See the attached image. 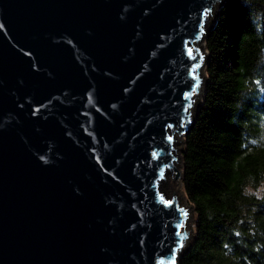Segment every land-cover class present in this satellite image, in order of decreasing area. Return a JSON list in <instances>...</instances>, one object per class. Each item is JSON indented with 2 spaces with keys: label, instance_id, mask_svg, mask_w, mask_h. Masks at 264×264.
Masks as SVG:
<instances>
[{
  "label": "water",
  "instance_id": "obj_1",
  "mask_svg": "<svg viewBox=\"0 0 264 264\" xmlns=\"http://www.w3.org/2000/svg\"><path fill=\"white\" fill-rule=\"evenodd\" d=\"M225 1L0 0V264H178L161 186Z\"/></svg>",
  "mask_w": 264,
  "mask_h": 264
},
{
  "label": "trees",
  "instance_id": "obj_2",
  "mask_svg": "<svg viewBox=\"0 0 264 264\" xmlns=\"http://www.w3.org/2000/svg\"><path fill=\"white\" fill-rule=\"evenodd\" d=\"M204 45L205 94L181 152L194 236L178 264H264V0H226Z\"/></svg>",
  "mask_w": 264,
  "mask_h": 264
},
{
  "label": "rangeland",
  "instance_id": "obj_3",
  "mask_svg": "<svg viewBox=\"0 0 264 264\" xmlns=\"http://www.w3.org/2000/svg\"><path fill=\"white\" fill-rule=\"evenodd\" d=\"M217 10H218V4L213 7V9L211 10V15L208 16L207 21H205V30H206V32H209L211 30V28L213 26V23H214V20L216 18ZM204 41H205V39H204ZM206 64H207V58L205 57L204 58V63H203V66H202V71H201V76L203 78V83L200 85L201 96H202V93H203L204 85H205V83L207 81V77H206V73H205ZM201 96H200L199 102L201 100ZM195 113H196V105H195V101H193L192 114H195ZM183 146H184V140H183V143H180L179 141L175 142V148L177 149L176 150V154L179 157H181V152L183 150ZM180 170H181V168H180ZM173 187H174V184L172 183L171 177H169L167 182L162 184L161 189H162V192L165 193L168 198H170L171 189ZM181 192H182V194H181L182 196L176 194V196L178 198L179 205L182 208H188V209L191 210L190 212H188L189 213V217H188L189 223L187 224L188 226H187V228L185 227L186 230L190 229L189 234H190L191 238H190V241H189V243L187 245V247H188V246H190V244H191V242L193 240V236H194V219L195 218H194L193 208L188 204V202H187V200L185 198L184 191H183L182 187H181ZM186 248H185V250H186ZM182 253L183 252L180 253V256L182 255Z\"/></svg>",
  "mask_w": 264,
  "mask_h": 264
},
{
  "label": "bare ground",
  "instance_id": "obj_4",
  "mask_svg": "<svg viewBox=\"0 0 264 264\" xmlns=\"http://www.w3.org/2000/svg\"><path fill=\"white\" fill-rule=\"evenodd\" d=\"M199 46H200V50H201V52H203L204 54H205V52H204V47H205V45H204V43H203V41L201 40L200 42H199ZM205 57H206V55H205ZM194 117V114H192V118ZM181 187H182V185L180 184V181H179V183H175L174 184V190H175V193L177 194V195H180V196H182L181 194H182V192H181ZM183 188V187H182ZM179 196V197H180ZM188 209V208H187ZM191 210L190 209H188V212H190ZM189 223V219L187 218L186 219V222H185V227L187 228V224Z\"/></svg>",
  "mask_w": 264,
  "mask_h": 264
}]
</instances>
